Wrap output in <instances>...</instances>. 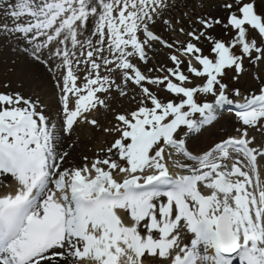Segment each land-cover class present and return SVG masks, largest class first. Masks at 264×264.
I'll list each match as a JSON object with an SVG mask.
<instances>
[{
    "label": "snow or ice",
    "instance_id": "6c2138e0",
    "mask_svg": "<svg viewBox=\"0 0 264 264\" xmlns=\"http://www.w3.org/2000/svg\"><path fill=\"white\" fill-rule=\"evenodd\" d=\"M176 7L0 0V37L43 65L59 93L53 113L39 97L0 91V175L14 181L0 193V264H264V143L252 134L264 133V73L251 91L225 82L229 70L238 82L264 65V14L248 0H221L226 16L184 13L186 31L165 18ZM158 22L187 39H165ZM216 26L231 38L215 37ZM156 44L172 67L145 73L133 61L148 65ZM125 97L136 108L115 112L112 101ZM225 104L238 109L236 135L193 151L187 135ZM98 108L113 111L103 130L115 139L65 166L61 137L78 123L98 128L89 118Z\"/></svg>",
    "mask_w": 264,
    "mask_h": 264
},
{
    "label": "bare ground",
    "instance_id": "6f19581e",
    "mask_svg": "<svg viewBox=\"0 0 264 264\" xmlns=\"http://www.w3.org/2000/svg\"><path fill=\"white\" fill-rule=\"evenodd\" d=\"M169 2H174L178 7L172 8L165 18L175 17L176 19H182V26L186 31L191 30V28L189 20L183 15L184 13L192 15L193 20H195L197 15L202 14H210L222 18L226 16V13L218 7L221 0H169ZM185 4L188 5L187 8L184 7ZM201 5H203V7H201ZM176 26L180 27L181 25ZM197 27H199V25H197ZM223 30L224 29L221 26H216L213 31V35L219 38ZM154 31L163 34L164 38L169 39L170 41L172 39L180 41L187 39L186 36L181 35L179 32H171L170 30H166L165 26L159 22L157 23ZM210 46L211 45L208 44L207 41L201 44V47L204 49L209 48ZM168 54H170L169 49L156 44L154 45L153 49L148 52L150 57V62L148 65H144L138 60L134 61L142 68L145 73H147V70L150 67H172V63L168 59ZM151 74L162 75L164 73L154 72ZM5 83H9L11 88H4L3 85ZM8 90L19 91L26 97H32L34 99L39 97L44 104L51 108L53 113H55L57 110L58 96L55 94L56 89L53 86L50 73L43 67V65H39L31 61L23 53L12 51V45L0 37V91ZM133 90H135L138 94L139 90L134 89V87L129 89L130 94ZM153 90L157 91L156 89ZM113 95H115V93H113ZM130 102L131 101L129 100V103ZM122 104L124 105L122 99L114 100L112 101V108H116L115 112H121L124 110L122 108ZM136 106L137 105L134 104L133 109H135ZM108 112L109 111H105L103 108H98L96 110L95 119L99 121L98 130L105 135L104 141L99 143L96 148L90 147L93 143V140L95 139L94 137H96V134H93L92 137L84 136V134L79 136L75 135V131H73L71 135L61 137L62 149L68 151L70 154L68 158V164L65 166H79L83 162V157H94L100 149H104L109 146V144L112 142L111 137H114L115 135L103 132L102 128L104 127V124H101V121H103L104 116L107 115ZM114 122L115 120L112 118L110 124L113 125ZM82 126H85V123H82ZM91 127L94 126L88 123V130H93ZM261 136L264 137V133H261ZM194 137L195 133H192L188 134L186 138L189 141ZM5 179L9 178L7 176L0 175V189H2V182ZM13 184L14 182H11V186Z\"/></svg>",
    "mask_w": 264,
    "mask_h": 264
},
{
    "label": "rangeland",
    "instance_id": "374dc122",
    "mask_svg": "<svg viewBox=\"0 0 264 264\" xmlns=\"http://www.w3.org/2000/svg\"><path fill=\"white\" fill-rule=\"evenodd\" d=\"M248 2H252L255 3V8L258 12V14H264V0H248ZM232 33L226 32L225 30H223V32L221 33L219 39H222L224 41H228L231 38ZM211 47V46H210ZM209 47V48H210ZM206 48L205 53L208 52V49ZM264 73V65H257L256 67H248L245 70V74L242 75L239 79V81H233L230 79L231 76L234 75V73L232 71H228V75L225 77V82L228 83L230 86H237L240 87L242 91L248 90H254L259 86V81L254 79V77H256L257 75H260ZM118 78V77H117ZM119 81V78H118ZM199 82V81H197ZM158 92H160V89L158 90ZM160 95L163 97L167 96V93L165 92H160ZM53 96V95H52ZM209 99V97H208ZM212 99V97H211ZM129 97H125L122 99L124 105L122 104V108L124 109L123 111H128L133 109V105L136 104L134 101H131L129 103ZM114 111L116 110V108H112ZM122 112V111H121ZM96 115V111L92 112L90 115V119L94 118V116ZM112 118H114L113 116V111H109L107 115L104 116L103 121H101V124H104V127L102 128V131L104 132V128L105 127H111L112 125L110 124V122L112 121ZM228 121V120H227ZM224 121L222 120L219 123L210 125L206 128H204L200 133L199 136L200 138H198L197 140H193V142L190 143V147L193 151H197L200 149H206L207 147H209L211 145V143H213L214 141L219 140L221 137H225L226 135L230 134L229 132L231 130L227 129L230 127H232V125H229V121ZM231 121V120H230ZM115 123V122H114ZM113 123V124H114ZM88 123H86V126H79V124L77 125V127H75V135H79L81 136L82 134H84V136H93V134H96V137H94L95 139L93 140L92 145L90 146L91 148H96L97 145L101 142L104 141V137L105 135L98 130L97 127H91V129L93 130H88ZM92 133V134H90ZM256 137H258V134H254ZM115 137V136H114ZM113 137H111L112 139ZM90 157L89 160H91Z\"/></svg>",
    "mask_w": 264,
    "mask_h": 264
}]
</instances>
